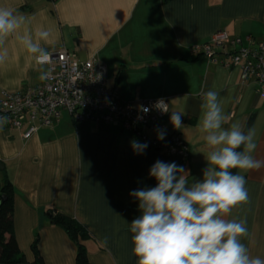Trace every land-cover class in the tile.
I'll return each instance as SVG.
<instances>
[{"label":"crops","instance_id":"1","mask_svg":"<svg viewBox=\"0 0 264 264\" xmlns=\"http://www.w3.org/2000/svg\"><path fill=\"white\" fill-rule=\"evenodd\" d=\"M0 6L26 18L0 47L8 53L0 63V97L43 81L47 58L28 53L18 37L47 31L39 43L48 55L65 49L80 61L93 57L105 65L107 83L120 99L136 106L140 99L165 98L164 124L189 149L184 160L148 143L137 154L131 141L142 142L119 123L74 121L64 111L28 138L22 137L28 121L20 128L4 123L0 187L7 175L13 235L24 260L0 264H75V242L49 221L55 213L84 228L91 264H137L129 226L141 213L129 193L156 186L149 170L157 160L183 166L189 184L203 178L208 148L197 123L209 90L219 93L229 117L225 127L240 122L245 132L255 130L253 155L264 159V99L253 85H239L238 67L224 68L191 50L216 31L264 39V0H0ZM171 111L184 114L182 128L171 124ZM243 174L249 202L228 218H246L249 236L242 242L251 256L264 259V168ZM35 238L41 263L31 249Z\"/></svg>","mask_w":264,"mask_h":264},{"label":"clouds","instance_id":"2","mask_svg":"<svg viewBox=\"0 0 264 264\" xmlns=\"http://www.w3.org/2000/svg\"><path fill=\"white\" fill-rule=\"evenodd\" d=\"M25 22L14 9L0 6V47ZM47 36V31L39 30L35 38L25 32L18 39L28 53L42 61L48 52L39 41ZM7 54L6 48L0 51V63ZM218 97L213 90L203 93L197 123L208 148L203 178L189 184L183 166L157 160L149 170L156 186L129 193L138 201L141 213L129 226L137 264H264V259L251 256L242 242L249 236L246 218H228L234 209L249 202L243 173L264 168V159L253 155L257 148L254 129L245 132L240 122L224 126L229 117ZM183 116L171 111L174 128L184 126ZM6 122L7 117H0V126ZM164 137V130H160L158 139ZM131 147L141 154L148 145L133 140Z\"/></svg>","mask_w":264,"mask_h":264},{"label":"built area","instance_id":"3","mask_svg":"<svg viewBox=\"0 0 264 264\" xmlns=\"http://www.w3.org/2000/svg\"><path fill=\"white\" fill-rule=\"evenodd\" d=\"M191 50L224 68L238 67L239 85H253L264 99V39L216 31L206 40L194 43ZM47 64L40 84L22 91L2 92L0 97V117H7V124L20 128L28 121L23 138L41 126L58 122L64 111L74 121L119 123L124 131L154 149L183 160L188 157L186 142L164 124L167 112L162 110H168L165 98L140 99L136 106L120 99L107 83L105 65L93 57L80 61L72 52L60 49L48 55ZM145 108L147 112L142 110ZM160 130L165 132L163 140L158 139Z\"/></svg>","mask_w":264,"mask_h":264},{"label":"trees","instance_id":"4","mask_svg":"<svg viewBox=\"0 0 264 264\" xmlns=\"http://www.w3.org/2000/svg\"><path fill=\"white\" fill-rule=\"evenodd\" d=\"M3 196L5 197L4 200H2ZM12 210L13 188L7 175H5L0 187V262L2 263H15L24 260L13 235ZM49 221L51 224L63 229L75 242L77 247L75 264H91L87 259V251L84 245L87 236L84 228L74 219L61 213L49 215ZM36 242L37 238L32 242L31 249L35 255V262L41 263L36 249Z\"/></svg>","mask_w":264,"mask_h":264},{"label":"water","instance_id":"5","mask_svg":"<svg viewBox=\"0 0 264 264\" xmlns=\"http://www.w3.org/2000/svg\"><path fill=\"white\" fill-rule=\"evenodd\" d=\"M0 168H2V166H1V165H0ZM4 198H5V197L3 196V197H2V200H4Z\"/></svg>","mask_w":264,"mask_h":264}]
</instances>
